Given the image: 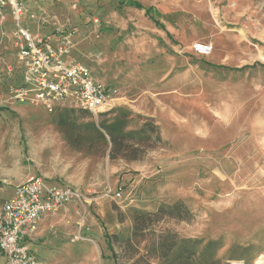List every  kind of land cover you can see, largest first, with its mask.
<instances>
[{
  "label": "rangeland",
  "instance_id": "obj_1",
  "mask_svg": "<svg viewBox=\"0 0 264 264\" xmlns=\"http://www.w3.org/2000/svg\"><path fill=\"white\" fill-rule=\"evenodd\" d=\"M136 1L161 14L162 28L144 10L119 0H33L44 12L32 14L44 23L35 24L39 28L32 33L70 34L79 60L117 90L113 105L99 114L67 103L49 112L11 100L10 90L18 84L12 72L18 64L17 26L10 16L0 18L2 176L22 181L45 176L87 194L105 185L120 188L122 201H112L123 222L114 244L118 264L149 261L152 233L163 231L196 241L199 262L264 264V0ZM196 45L210 46V54H198ZM150 46L160 59L144 61L140 52ZM165 76H184L178 90L192 98L168 102L170 108L185 114L193 106L194 112L193 125L168 127L166 141L152 118L163 115L164 107L139 98L145 85ZM103 126L125 134L123 146L113 148L106 135L99 137L95 130L104 134ZM192 154L223 160L208 168L187 162ZM228 159L241 161L240 168ZM257 166L263 175L255 180ZM218 171L225 179L216 177ZM176 202L187 210L181 212L184 219L163 216L135 234L133 209L155 212ZM82 240L97 247L90 238ZM125 240L135 254L127 246L121 253Z\"/></svg>",
  "mask_w": 264,
  "mask_h": 264
},
{
  "label": "built area",
  "instance_id": "obj_2",
  "mask_svg": "<svg viewBox=\"0 0 264 264\" xmlns=\"http://www.w3.org/2000/svg\"><path fill=\"white\" fill-rule=\"evenodd\" d=\"M8 13L17 26L15 33L17 62L21 68L22 84L10 90V99L40 106L51 112L69 104L92 114H99L117 90L96 82L90 69L68 57L70 34L60 37L63 44L55 47L39 36H33L21 26L26 13L23 0H0V18ZM203 56L211 47L196 45ZM113 199L120 192L106 195ZM92 198L70 186H56L42 176H30L16 186L14 195L0 208V256L4 264H39L24 242L46 212H55L72 203H88Z\"/></svg>",
  "mask_w": 264,
  "mask_h": 264
},
{
  "label": "crops",
  "instance_id": "obj_3",
  "mask_svg": "<svg viewBox=\"0 0 264 264\" xmlns=\"http://www.w3.org/2000/svg\"><path fill=\"white\" fill-rule=\"evenodd\" d=\"M23 3L26 9V13L23 16L21 23H24L22 25L26 27V29H28V31L33 36H39L33 33L37 32V29L39 28V26L36 25L39 24L42 25L44 22L41 23L39 21V19L41 20V18L37 16L35 17V15L32 13L33 12L40 13L44 11L39 6L38 8H36L37 5L33 2V0H23ZM125 7H130V6H125ZM143 8L144 9L142 10H144V12L145 9L147 8H153L155 12L158 13V15H156V19L161 15L154 7L143 6ZM145 15H147L146 12ZM5 16L8 17L9 14L6 13ZM147 16L151 20L150 16L149 15ZM32 20L34 22L36 21V23H34ZM151 21L155 23L153 20ZM161 28H162V24H161ZM48 32H49L48 30L43 31V35L48 34ZM64 34L65 33L48 35L47 37L42 36L41 38L48 41L53 46L58 47L63 44V40H60V37H62ZM150 47L151 48L149 49L148 47H146V49L143 50V52L142 51L140 52L141 56H143L144 61H148L151 59H154L156 61L160 59L161 58L160 54L158 55L159 57L156 56L158 53H160L159 50H157L152 46ZM68 57L76 62L84 64L75 55L73 39L71 41V47L69 49ZM171 59H172L171 56H168L167 58V61L169 63L168 68H170V65H172ZM90 71L93 79L96 82L103 84L101 81L95 78L91 69ZM12 72L18 75V84H16L15 86L17 87L20 84H22L21 68L19 64H17L15 70H13ZM180 80H185L184 76H181V78L179 79L174 77L171 78L168 76L161 77L159 79H155L151 85L149 84L145 85V87L143 88L144 89L143 92L139 93L140 100L153 101L155 102L154 106H157L158 105L157 102H158L160 104L159 108L162 106L164 107L165 111L161 113L163 115H161L160 117L159 115H154L152 117L156 119L157 125H159L160 127V132L164 140H165L164 133L171 130L168 127H180V126L189 127L192 126L194 123L193 106L190 108V110L185 109V114H177L176 112L178 111L170 108L171 105H169L168 103L171 101H175L176 99L186 100V101H188L189 99L192 100V98L189 97L190 94L188 92L178 90L180 88L178 86L177 81ZM0 83L1 84L3 83L2 79H0ZM106 87L108 88V86ZM108 89L113 90L115 88H108ZM113 98L114 97H112L109 103L107 104L108 107L113 105L111 102L114 101ZM3 110L4 108L0 107V139H1V115H3ZM201 120L202 121L200 123L203 124L205 122L204 115ZM197 154H192L191 156L187 157L186 158L187 162L195 161L197 163L200 161L202 165H205L206 167L209 168L211 166L212 161L217 162L214 164L219 165L220 160H223L220 159L219 157L212 158V156L210 155H203V154L197 155ZM230 161L229 163L231 165L233 164L234 166H236L238 163L239 164L237 165L238 167L235 168L237 169L240 168L241 161L239 162L238 161L233 162L232 160ZM221 171H223V169ZM221 171H218L217 173H215V175L216 177L225 179L226 174L222 172L223 174H225L223 175L222 173H220ZM207 175H208L207 178L205 177L206 180L209 179V174ZM262 175L263 173L261 171H258V166L255 167V169H253L252 178H254L255 180H257L258 178L262 179ZM42 177L45 178V180L50 184L61 187L70 186L80 190L77 186L73 184H69V183L61 184L54 182L45 176ZM140 177L142 180L146 178V174L143 173L141 174ZM22 182H23L22 179L18 177L17 178L13 177V179H8V180L4 179L2 176V172L0 170V208L5 201L10 199L14 195V190L16 186ZM107 190H109L110 195L112 196L115 193L120 192L121 197L118 199H113L111 197L105 196ZM80 191L82 192V190ZM82 193L91 197L92 200L86 204L85 203L66 204L64 206H61L55 212L44 213L42 218L38 222L36 228L31 233L26 235L24 242L29 247L31 252H33V254L36 256L39 264H115V262H113L112 260V257L110 258V252H109L110 249L108 248L107 245V235H118L122 230L123 222L119 220L117 212L113 209L112 201L114 202L122 201L124 194L120 188L116 189L110 185H105L102 188V190H100L99 192L90 191L89 192L90 194H87L85 192ZM83 238H87L88 240L90 238L94 240L95 245H97V247L92 246L91 244L86 242V240H82ZM0 264H4V258L1 256H0Z\"/></svg>",
  "mask_w": 264,
  "mask_h": 264
},
{
  "label": "trees",
  "instance_id": "obj_4",
  "mask_svg": "<svg viewBox=\"0 0 264 264\" xmlns=\"http://www.w3.org/2000/svg\"><path fill=\"white\" fill-rule=\"evenodd\" d=\"M119 4L121 6H130L138 9H144L140 3L134 0H119ZM145 12L147 15L150 16L151 20H153L156 25L161 26V24L156 19V15H158V13H156L153 8H147L145 9ZM103 130L104 134L97 129L95 130V132L101 138H104V136L106 135L109 139L111 147L116 148V146L118 145L120 147L123 146V143L127 138L125 134L118 132L108 126H103ZM152 130L156 131L154 127L152 128ZM113 209L117 212L118 215L117 208L113 206ZM182 211L187 213V210L184 208L181 202H176L174 204H163L155 212H147L141 209H133V231L135 232V234H138L139 232H143L147 229H150V223L154 221H159L163 216H167L171 219H184L185 216L181 215ZM118 218L121 221L119 216ZM152 236L153 237L151 238V254L153 256H149L150 259H160L167 262L168 264H219V261L215 259L202 260L200 262L197 261V250L194 249V247L198 244L196 241L180 239L177 234L171 233L169 231H163L156 234L155 232H153ZM117 240V235H107V245L113 254L115 264H118V257L114 250V244L117 243ZM212 244L215 243L212 242L210 246H213ZM125 246H127L126 251L130 249V251L128 252L129 254L131 253L130 255L135 254V250L130 247L131 245L129 240H125L124 248H120L122 254L125 251L122 250L125 249ZM150 259L149 261L146 260V263L143 264H150ZM140 260H143L142 257L138 258L136 260V263H138Z\"/></svg>",
  "mask_w": 264,
  "mask_h": 264
}]
</instances>
